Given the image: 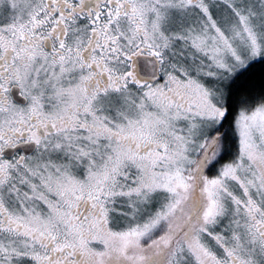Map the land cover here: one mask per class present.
<instances>
[{
	"label": "snow or ice",
	"instance_id": "obj_1",
	"mask_svg": "<svg viewBox=\"0 0 264 264\" xmlns=\"http://www.w3.org/2000/svg\"><path fill=\"white\" fill-rule=\"evenodd\" d=\"M0 264H264V0H0Z\"/></svg>",
	"mask_w": 264,
	"mask_h": 264
}]
</instances>
